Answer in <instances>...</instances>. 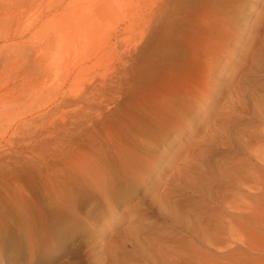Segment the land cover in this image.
I'll use <instances>...</instances> for the list:
<instances>
[{
    "label": "rangeland",
    "instance_id": "rangeland-1",
    "mask_svg": "<svg viewBox=\"0 0 264 264\" xmlns=\"http://www.w3.org/2000/svg\"><path fill=\"white\" fill-rule=\"evenodd\" d=\"M0 264H264V0H0Z\"/></svg>",
    "mask_w": 264,
    "mask_h": 264
},
{
    "label": "bare ground",
    "instance_id": "bare-ground-1",
    "mask_svg": "<svg viewBox=\"0 0 264 264\" xmlns=\"http://www.w3.org/2000/svg\"><path fill=\"white\" fill-rule=\"evenodd\" d=\"M160 99V98H159ZM172 104V103H171ZM134 110V109H133ZM134 112V111H133ZM166 114V113H165ZM123 117V116H122ZM150 117V115H149ZM151 123V122H150ZM122 125V124H121ZM93 126V125H92ZM140 126V125H139ZM143 126V125H142ZM145 127V126H144ZM141 128L137 127L135 130L138 132H145ZM134 128V127H133ZM149 128V127H147ZM134 130V129H133ZM131 133V131H129ZM129 134V133H128ZM135 138L134 132L132 133ZM138 136V135H137ZM143 136V135H142ZM133 138V139H134ZM139 135V138L135 139L134 147L129 148L127 145L120 146L116 145L111 151L105 153H88L84 156H77L73 160V174L69 186L66 187L65 191L69 193L72 192L74 188L87 187L94 190L99 198L106 199L115 194L118 191V187L122 185H129L133 182L134 173H137V165L141 163L145 158L140 154H137L136 148H140V151L146 147L148 144ZM145 138V136H144ZM146 139V138H145ZM147 140V139H146ZM92 142V141H91ZM75 143V142H74ZM119 144V143H118ZM127 144V143H125ZM133 144V143H131ZM111 145V144H110ZM148 146V145H147ZM103 147V146H102ZM101 148V147H100ZM109 148V147H108ZM107 148V149H108ZM112 148V147H111ZM92 149V148H91ZM94 150V149H93ZM101 150V149H100ZM103 152V151H102ZM144 152V151H143ZM66 153V152H65ZM69 153V152H68ZM62 157V155H61ZM146 162L148 161L145 160ZM57 163V162H56ZM141 165V164H140ZM143 165V164H142ZM141 165V166H142ZM70 168V167H69ZM62 169V168H61ZM56 171V170H55ZM54 171V172H55ZM58 171V170H57ZM63 171V170H62ZM52 173V172H51ZM63 173V172H62ZM58 175V174H57ZM138 175V174H137ZM51 176V175H50ZM56 177V176H55ZM39 179V178H38ZM37 179V180H38ZM52 179V178H51ZM136 180V179H135ZM56 181V180H55ZM67 182V181H66ZM138 183V181H136ZM48 183V182H47ZM64 183V182H63ZM135 184V182H134ZM64 185V184H63ZM47 187V186H45ZM16 188V187H15ZM133 188V187H132ZM117 189V190H116ZM11 190V189H10ZM51 190V189H50ZM12 191V190H11ZM9 192V191H8ZM64 192V188H63ZM122 192V191H120ZM17 193V192H16ZM12 194V193H11ZM19 194V193H18ZM17 194V195H18ZM38 194V193H37ZM7 195V194H5ZM12 196V195H11ZM66 197V194L63 197ZM118 196V194H117ZM21 197V196H20ZM25 197V196H24ZM38 197V196H37ZM115 197V196H114ZM7 198V197H5ZM18 198V197H17ZM35 198V197H34ZM40 198V197H39ZM53 198V197H52ZM51 198V199H52ZM25 199V198H24ZM74 199V198H73ZM76 201V200H75ZM122 201V200H121ZM16 203V202H15ZM77 203V202H76ZM11 204V203H10ZM19 204V203H18ZM51 204V203H50ZM62 204V203H61ZM103 204V203H102ZM75 205V204H74ZM66 206V205H65ZM76 206V205H75ZM100 206V205H99ZM14 209V208H13ZM33 210V209H32ZM17 211V210H16ZM15 211V212H16ZM22 211V210H21ZM5 212V211H4ZM14 212V213H15ZM12 213V212H11ZM24 213V212H23ZM15 216V215H14ZM35 216V215H34ZM38 217V216H37ZM26 219V218H25ZM18 220V219H17ZM28 220V219H27ZM26 220V221H27ZM38 220V219H37ZM31 221V220H30ZM18 222V221H17ZM29 223V222H28ZM30 224V223H29ZM30 227V226H29ZM28 228V226H27ZM16 229V228H15ZM57 230V229H56ZM35 234V233H34ZM60 237V236H59ZM23 239V237H22ZM59 240V239H58ZM23 243V242H21ZM11 244V243H10ZM23 245V244H22Z\"/></svg>",
    "mask_w": 264,
    "mask_h": 264
}]
</instances>
